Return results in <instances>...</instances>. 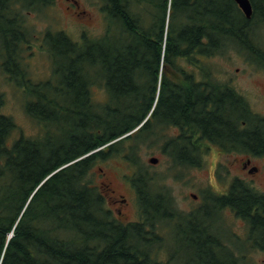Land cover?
I'll return each instance as SVG.
<instances>
[{
    "label": "trees",
    "instance_id": "1",
    "mask_svg": "<svg viewBox=\"0 0 264 264\" xmlns=\"http://www.w3.org/2000/svg\"><path fill=\"white\" fill-rule=\"evenodd\" d=\"M54 1L0 0L3 66L18 82L27 12ZM251 3L247 18L235 0H102L101 36L45 32L51 77L25 81L26 110L42 132L10 143L17 125L0 113V264H248L246 243L239 254L208 219L225 206L246 222L248 247L264 251L263 194L237 179L225 197L206 196L207 206L185 213L143 170L139 151L155 126L180 122L201 138L264 153V116L210 69L229 49L264 66V0ZM188 67H204L202 80ZM100 86L106 97L98 101ZM205 153L165 154L178 169L201 166ZM114 158L133 170L138 221L120 222L87 178L98 161Z\"/></svg>",
    "mask_w": 264,
    "mask_h": 264
},
{
    "label": "rangeland",
    "instance_id": "2",
    "mask_svg": "<svg viewBox=\"0 0 264 264\" xmlns=\"http://www.w3.org/2000/svg\"><path fill=\"white\" fill-rule=\"evenodd\" d=\"M102 0H55L52 5L41 10L27 12V24L29 26V40L24 46L22 54L28 57L27 65L29 75L33 80H44L51 77V59L43 43V36L47 30H64L75 40H81L83 32L88 35L101 36L105 32V16L101 10ZM264 26V25H263ZM261 33V45L264 47V27ZM211 68L217 72V79L222 82L229 81L232 86L240 91L250 103L252 109L264 114V94L260 95L264 85V73L254 71L252 62H249L244 55L235 49H229L225 55L214 57ZM258 65V64H257ZM18 77V76H17ZM0 94L4 97V103L0 107V113L10 116L15 121L17 128L9 137V142L19 138L21 134L26 137H35L42 132L39 123L28 114L26 103L29 96L25 88L18 80L9 77L3 67V53L0 47ZM259 94V95H258ZM106 97L105 90L100 86L97 90L96 100L101 101ZM60 142V137H54ZM158 137L156 135L140 146V160L143 170L155 174L164 187L171 193L174 205L177 209L190 213L199 209L207 201V195L213 192L211 186V172L218 164L217 178L213 179L216 187L223 185L222 180H228L231 176L244 178L248 183L254 184L255 190L264 192V156L255 157L248 154L238 153H214L206 151L203 156V166L174 168L169 158L158 148ZM157 157L159 162L152 164L150 158ZM247 157L252 159V165L261 167L262 175L258 181L251 182L242 164ZM132 168L128 162L122 159H107L98 161L87 178L92 185L97 186L105 194L108 208L121 207L123 211L122 222H134L140 219V207L136 191L130 181ZM108 179V180H107ZM112 181V187L116 190L115 196H109L108 191L101 186L102 181ZM212 188V189H211ZM196 195V197H193ZM117 197L118 201L112 205V198ZM123 200V201H122ZM125 200V201H124ZM127 203L123 207L124 203ZM117 213L116 210H114ZM126 213V218L124 214ZM220 216V218H219ZM208 216L212 227L219 237L229 245L230 248L243 250L245 262L248 264H264V251L248 247L246 241L247 224L232 212L223 210L220 215ZM175 226V224H172ZM171 228V227H170ZM174 229V227H172ZM169 244L176 242L175 238L169 236ZM244 244V245H243Z\"/></svg>",
    "mask_w": 264,
    "mask_h": 264
},
{
    "label": "flooded vegetation",
    "instance_id": "3",
    "mask_svg": "<svg viewBox=\"0 0 264 264\" xmlns=\"http://www.w3.org/2000/svg\"><path fill=\"white\" fill-rule=\"evenodd\" d=\"M28 41H26L24 43V46L26 45ZM17 60L19 61L20 65H21V69L25 70V74H24V81L21 83L19 82L20 85H22L24 88L26 86V82L25 81H31L33 80V78L30 77L29 75V71H28V65H27V60L28 57L26 55H23L21 53V60H19L17 58ZM4 67V66H3ZM254 71L258 72V73H264V66L261 65H255L254 67ZM5 71L9 74V77H11L14 80H18L17 76H13V73L11 71H7L6 68H4ZM186 69H193L196 70L198 73L195 75V78L198 79L199 81L202 80V78L204 77L203 75L199 74V72H201L202 70H205L204 67H188ZM207 69V68H206ZM211 70H214V68H210ZM217 78V76H215ZM21 78V77H20ZM42 80V79H41ZM223 84H225L226 86L232 87V84L229 81H225L223 82ZM262 85V90H259V94L263 95L264 94V85ZM258 94V95H259ZM220 101V100H219ZM221 102H227L225 99H222ZM231 103V105H234V102H232V100H228L227 103ZM250 105V103H249ZM251 107V105H250ZM251 110L255 113V114H259V115H263L264 114H260L255 112L252 107ZM191 126L190 125H183V123H178V122H170V124L168 126H161V125H157L155 126L154 129V136L156 135V138L158 137L159 141H158V148L162 153H167V152H171V151H176V150H183L186 153H190L193 151H209V152H214V153H219V154H230V153H238V154H248L249 156L253 155L255 157H261L264 156V153L261 152V150H257V152L262 153V154H249V153H244V151H242L240 149V147L238 146V143L236 142L233 145H230L229 143H222L220 141H216L214 139H208L206 138H201L202 135L201 134H197V135H193L191 133ZM159 162V160H158ZM242 167L243 170L245 171V173L251 177L252 179L251 182H257L258 178L260 175H262L261 171V167H259L258 165H252V159L250 157H247L246 160L242 161ZM203 163L201 166L202 167ZM198 168V167H197ZM217 169H218V164L216 165V167L214 168L213 172H211V186L213 188V192L210 193L211 196L207 197H213V196H219V197H225V195L229 194L232 188V185L234 184L235 180H241L243 181V183L247 184L248 187H250L251 189L255 190V187L253 186L254 184L248 183L244 178L239 177V176H231L228 180H222L221 183H224L223 185H219V187H216V184H214V180L215 178H217ZM215 177V178H214ZM264 178V175L262 176ZM108 180V179H107ZM112 181H102L101 182V186L103 189L107 190L109 193V196H115L116 190L112 187ZM211 188V189H212ZM256 191V190H255ZM258 192V191H257ZM261 194L264 195V192H260ZM105 195V194H104ZM196 196V195H195ZM106 197V196H105ZM218 197V198H219ZM118 201H120L117 197L112 198V205L116 204ZM123 201V200H122ZM125 201V200H124ZM126 202L123 204V207L126 206ZM209 204V202H206L203 206H207ZM111 211H113V213L115 214V217L120 221V218H122L123 215V211L121 209V207H111L109 208ZM114 210L117 211V213L114 212ZM224 210L232 212L233 214H236V211L231 208L230 206H225ZM194 211V210H193ZM191 211V212H193ZM237 215V214H236ZM124 217L126 218V213L124 214ZM125 223V222H122Z\"/></svg>",
    "mask_w": 264,
    "mask_h": 264
},
{
    "label": "water",
    "instance_id": "4",
    "mask_svg": "<svg viewBox=\"0 0 264 264\" xmlns=\"http://www.w3.org/2000/svg\"><path fill=\"white\" fill-rule=\"evenodd\" d=\"M236 3L238 4V6L240 7V9L243 11L244 15L247 18H251L253 15V6L251 3V0H235ZM158 158L157 157H152L150 158V162L152 164H156L158 162ZM193 197H196L195 195H193Z\"/></svg>",
    "mask_w": 264,
    "mask_h": 264
}]
</instances>
